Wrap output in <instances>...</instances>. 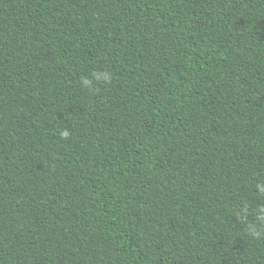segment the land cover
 Instances as JSON below:
<instances>
[{
  "label": "trees",
  "instance_id": "1",
  "mask_svg": "<svg viewBox=\"0 0 264 264\" xmlns=\"http://www.w3.org/2000/svg\"><path fill=\"white\" fill-rule=\"evenodd\" d=\"M258 185L264 0H0V264H264Z\"/></svg>",
  "mask_w": 264,
  "mask_h": 264
},
{
  "label": "clouds",
  "instance_id": "2",
  "mask_svg": "<svg viewBox=\"0 0 264 264\" xmlns=\"http://www.w3.org/2000/svg\"><path fill=\"white\" fill-rule=\"evenodd\" d=\"M92 77L96 81H103L105 83H108L111 80V73L107 72V71H104V72H93L92 73ZM81 83H82V86L89 87L90 84H91V80H89L88 78H84ZM61 136L62 137H67L68 136V132L67 131H62L61 132ZM258 187L260 188V192L264 193V187L259 186V185H258ZM259 211L261 213V216L258 217V219L264 220V207L260 208ZM248 230L253 236L259 237L260 233L256 231L254 226H250Z\"/></svg>",
  "mask_w": 264,
  "mask_h": 264
}]
</instances>
